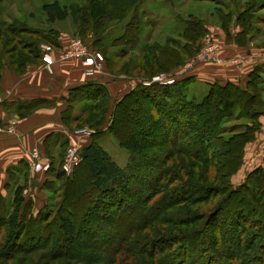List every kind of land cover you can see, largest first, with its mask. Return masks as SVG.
Returning <instances> with one entry per match:
<instances>
[{"label": "trees", "instance_id": "trees-1", "mask_svg": "<svg viewBox=\"0 0 264 264\" xmlns=\"http://www.w3.org/2000/svg\"><path fill=\"white\" fill-rule=\"evenodd\" d=\"M2 1L0 0V3ZM126 1L134 4L144 0ZM94 2L98 1L93 0ZM43 9L51 20L54 19V15L61 20L68 16L67 10L58 0L45 3ZM247 10H244L235 20L238 26L246 29L249 28L252 20L250 13L244 15ZM92 16L93 13L87 14L89 20ZM1 17L0 10V70L3 67H9L18 73H24L29 64L43 61L41 43L44 42L24 40L19 36L23 33L40 34L31 32L20 19L8 24ZM181 22L182 35L186 42L179 50L175 48L173 51L169 49L164 51L158 45L145 47L142 58L138 60V66L146 74H148L149 66L151 72H154V65L162 63V58L164 62H168L167 71H170L181 64L183 57L197 52V41L206 31L204 23L193 15L183 18ZM137 30L138 26L135 24L133 28H130L129 33L137 34ZM243 32V30L237 32L235 40H239L237 37ZM41 38L55 48H61L60 38L57 35L55 37L41 36ZM95 43L96 39L93 40L92 45L96 46L97 43ZM169 47L172 46L169 45ZM158 50L162 55L156 53ZM263 72L264 62H261L255 64L249 71L244 85L232 81L208 83V93L201 101L186 94V85L196 80L192 75L176 78L170 74L167 77L173 78L171 82L151 81L146 84L143 83L145 78L138 81L115 102L112 108L114 124L117 122L116 116L122 111L132 119L128 129L129 134H126L127 138L117 136V132L114 131L115 126L111 125L110 121L106 129V131L110 130L111 134L128 150L127 166H119L99 143L102 136L100 133L104 130L98 127L104 122L103 117L107 112L110 97L106 85L91 79L69 90L67 98L69 108L63 119L68 124L69 113H73L72 110L76 106H79L80 111L78 114H72V122L75 124L86 118L87 113L98 110L97 116L98 113L100 116H94L95 125L93 126L98 129L95 134L90 135V143L81 146L82 161L74 167L71 174L68 175L63 169L64 157L59 163L52 162L47 172H52L56 177H66L67 181L62 183L63 186L67 183L74 186L69 195L73 202L84 197L86 193L91 195L84 188L85 182L82 180V172H84L86 176L89 175L92 185L90 189L96 195L89 196L91 200L96 201L97 204H103L106 208L109 205L123 204L119 208L120 211H127L125 208L127 205L130 210L132 209V204H128L132 202L125 201L127 192L130 193L129 190L132 189L130 186L132 177H136L141 172L139 169L144 166L143 161L146 157L144 155L148 154L149 147H154V143L148 147L136 137L143 127L142 114H146L143 103L151 104L154 110L157 108L164 110L167 105L166 110L162 111L160 122L164 134L168 139L170 138L171 148L167 152L168 155L165 154L159 158L158 162H161L162 166L157 173L146 172V175L144 173L143 176L137 177L144 185L141 190L143 192L139 227L147 229V232L141 234L139 233L141 228L136 229L138 228L136 227L132 233L128 231L122 234L115 241V245L113 244L112 256L102 264H244L249 260L251 264L264 262V239L259 236L256 223L259 219L258 214L261 213L259 220L264 225V207L261 202L264 197V168L256 166L240 183L236 185L230 183V173L242 164L244 146L254 139L255 132L259 128L258 119L260 115H264V110L255 108L258 95L256 89L263 78ZM171 94L174 100L169 104ZM22 105L25 108L22 116L28 115L35 106H38L36 103L33 105L32 102ZM184 111L188 115H186L184 126L180 127L181 118L178 117V113L182 112L184 115ZM93 115L94 113L91 117ZM239 118L245 121L228 128L223 126L226 121ZM198 119L201 122L199 124H197ZM188 130L196 131L193 134H195L197 145L186 142V138L192 136V132L189 134ZM67 145L68 140H64L62 147L65 148ZM175 154L188 155L192 159L191 168L178 165V169L182 168V171L170 170L171 174L166 177L169 170L166 169V165ZM149 160L148 158L147 161ZM215 162H217L216 166ZM19 173L21 174V171H11L5 184L6 186L16 182L12 209H9L7 205V196L0 190V225L8 226L5 248L0 250L2 256L7 246L15 244L16 240L19 239L20 243L37 238L35 230L40 224L37 220L40 219L41 222L48 220L53 213L49 211L46 204L40 209L39 218L32 215L27 218L26 209L30 201L26 199L24 186L27 181L31 183V179L29 170H25L24 175L27 181L19 183ZM172 182L175 184L174 187L166 189V186ZM242 191L248 194L247 200L241 195ZM217 194L220 195L215 199ZM89 197L87 201L90 200ZM98 197L101 202L97 201ZM86 198L87 196L84 199ZM201 203H209L210 206L206 211H195L191 208L194 204ZM56 218L57 237L49 241L51 247L56 248L52 251V260L65 257L79 259L73 254L74 250L78 249V244L73 241L76 232L73 215L65 213L62 209L56 214ZM219 221L224 222L226 226L220 227ZM233 246L234 249H232ZM121 254H124L122 261L121 256L119 257ZM13 257L14 255L9 256V258ZM85 257L82 258L86 264L101 260V258L93 260Z\"/></svg>", "mask_w": 264, "mask_h": 264}, {"label": "rangeland", "instance_id": "rangeland-1", "mask_svg": "<svg viewBox=\"0 0 264 264\" xmlns=\"http://www.w3.org/2000/svg\"><path fill=\"white\" fill-rule=\"evenodd\" d=\"M52 1L55 0H3L0 3V10L2 12L1 18L8 24L16 19H20L31 32H38L40 35H36V33H23L19 36L24 40L31 39L44 42L41 43V47L44 44H49L46 43L45 39L41 38V36L55 37L57 35L59 38H69V42L73 39H80L93 50H98L103 54L104 63L97 72L103 77H111L117 81L121 79H138V81H141L143 78L152 80L153 78L161 76L168 78V75L177 71H182L189 62L196 58L202 46V41L205 39L210 40V42L217 46L216 58L218 59L221 58L219 55L221 47L225 46L227 43H234L238 47L253 49L257 57L262 59L258 63L264 62V0H144L134 4L133 2L129 3V1L125 2V0H96L98 2L94 3L93 0H58L61 6L68 12V16L62 20L58 19L56 15H54V19L51 20L46 11H44L43 5ZM246 9L248 10L245 11L246 14L244 15L250 13L252 16L248 29L238 26L235 21L237 16ZM89 12L93 13L90 20L87 17ZM189 15L196 16L198 19L202 20L206 27V31L197 41V52L193 55L183 57L181 64L170 71H167L168 68L166 65H168V62H164L165 60L162 58V63H159L157 66L154 65V72H151L149 66V68H147L148 74H146L138 66V60L142 58L145 47L158 45V47H162L164 51L168 49L173 51L175 48L179 50L182 44L186 42V39L182 35L183 25L181 21ZM135 24L138 26L137 34L132 35L129 31ZM241 30L244 32L237 37L239 40L236 39V41L235 35ZM95 39L97 45L93 46V40ZM69 42L67 44H69ZM169 45L172 47H169ZM156 53L161 54V51L158 50ZM211 62L217 63L215 60ZM192 63L191 66L196 62ZM241 63L242 61L238 58L236 62H231L229 64H231L230 66L234 65L233 67H239ZM262 75L263 78L258 84V89H256L258 95L255 105V108L260 111L264 110V72ZM208 83L197 80L191 81L185 87L187 96L201 101L208 93ZM172 95L173 94H171L169 104L173 103L174 97ZM120 98L121 96L117 95L115 98L109 97L108 99L107 112L103 117L105 118L104 122L98 127L104 130L100 133L102 136L99 139V143L119 166H127L129 159L128 150L111 134L110 130L106 131L108 124L111 122V125L115 126L114 131L117 132V136L127 138L126 134L131 126L132 119L126 116V113L122 111L117 116L115 115L117 122L114 124L112 121L114 118L112 108L115 102ZM143 107L146 112V114H142L143 127L136 137L138 140L146 143L148 147L150 144L154 143V147H149L147 151L148 154L144 155L146 156L143 161L145 162L144 166H141V169H139L141 172L138 175L136 174V177H132L130 184L132 189L129 190L130 193L127 192V198L125 199L127 202H132L128 203L130 205L132 204V209L130 210V207L127 205L125 206L127 211H120L119 208L122 207L123 204L119 206L109 205L106 208L103 204H97L96 201L91 200L89 196L92 197L96 195L92 192V189H90L92 185L89 175L86 176L84 172H82V180L85 182L84 188L88 190L91 195H87L86 193V199H84L85 196H82V198L75 202L71 201L69 198L74 186H71L70 183L63 186L62 183H66L67 178L64 176V178L61 176L56 177L52 172H47L48 168H44L45 165L38 168L41 170L45 169V174L41 176L40 182L36 185L27 181L24 173H19L18 182L23 183L27 181L24 186L26 199L30 201L29 207L26 209L28 216L25 214L27 218H29L30 215L38 216L39 218V211L46 204L48 205L49 211L53 213L48 217V220H43L42 222L40 219L37 220V222L40 223L36 226L37 229L35 230L37 238L28 241L25 240L20 243L18 239L15 244L7 246L5 251L2 252L3 256L0 252L2 256H0V264H86L83 262L84 259L82 258L85 257V255H88L85 257L87 259L94 260L101 258L98 262H93L91 264H102L108 261L107 259L112 256L113 244L115 245V241L118 237L122 236V234L124 235L128 231L132 233L136 227H138L136 229L142 227H139L141 224L139 211H141L140 204L142 203L141 194L143 191L141 190L144 185L141 179L137 177L143 176L144 173L146 175V172H148V174L157 173L159 167L162 166L161 162H158L159 158L167 154L171 148L169 144L170 138L168 139L166 134H164L162 123L160 122L161 114L166 110L167 105L164 107V110L158 108L154 110L152 105L147 103H143ZM79 111L80 108L77 107L73 113H69V127L73 130L88 128L92 130L90 135L93 133L95 134L98 128L93 126L95 125V117L97 116L98 110L87 113L86 118L84 117L81 122L75 124L72 122V114H78ZM92 113H94V115L91 117ZM186 115L188 114L185 113L183 115L182 112L180 114L178 113V117L181 118L180 127L184 126ZM98 116H100L99 113ZM244 121V119L240 118L231 119L226 121L223 126L228 128ZM258 121L259 128L255 132L254 139L247 142L244 146L242 164L234 168V171L230 173V183L232 185H236L244 180L248 172L256 166H262L264 168V115H260ZM199 123H201L200 119L197 120V124ZM8 130L11 131L10 128ZM188 131L189 134L192 132V136L191 138H186V142H193L197 145L194 138L195 134H193L196 131ZM156 144H158V146H156ZM68 146L69 144L61 149L60 157L56 163H59L61 158L63 159ZM259 153H261L259 162L254 164L252 156ZM35 154H37V152ZM148 158L150 159L149 161H147ZM191 162L192 159L188 155L175 154L166 165V169H169L166 177L170 175L173 170L182 171V168L178 169V165L191 168ZM34 164L35 163H32L31 165L36 169ZM214 164L216 166L217 162ZM67 174L69 175V173ZM174 185V182H172L165 186L166 189H171ZM15 188L16 182L4 187L0 185V190L7 196L6 202L9 209H12ZM219 195L220 194H217L215 199H217ZM241 195L245 196V200L248 199V194L245 192L242 191ZM88 197L90 200L87 201ZM65 198L68 199V201ZM215 199L212 201L213 203ZM100 200V197H98L97 201L101 202ZM261 202L264 207V197ZM62 205L63 207L60 208ZM209 206V203H201L194 204L191 208L195 211H206ZM62 209L65 213H69L74 217L76 232L73 241L75 244H78V249H75L73 254L74 256H78L77 258L79 259L77 260L66 259V257L52 260L51 257V255H53L52 251L56 248L53 249L49 241H51V238L54 240V238L57 237L56 224L58 223L56 214ZM260 214H258L259 219L261 217ZM259 219L256 221L257 229L259 236L264 239V225ZM24 221L25 218L23 219V222ZM219 223L220 227L226 226V224H223L224 222L219 221ZM7 227L8 226L5 224L0 225V250L5 248L4 245L8 231ZM146 232L147 229L145 228H141L139 231L141 234ZM219 232L221 233V230ZM232 249H234V246ZM12 255H14V257L9 258V256ZM123 255L124 254L119 255V257L121 256V261ZM251 263L252 262L249 260L244 264ZM262 264H264V262Z\"/></svg>", "mask_w": 264, "mask_h": 264}, {"label": "crops", "instance_id": "crops-1", "mask_svg": "<svg viewBox=\"0 0 264 264\" xmlns=\"http://www.w3.org/2000/svg\"><path fill=\"white\" fill-rule=\"evenodd\" d=\"M222 38V37H221ZM69 38L61 37V48L52 53L55 62L48 66L42 60L27 66L24 73H18L9 67L0 70V185L5 186L11 171L29 170L32 184H38L45 169H34L38 154V162L42 165L56 163L60 157L62 142L68 140L80 146L90 143V136L74 134L64 121L63 116L69 108L67 98L69 90L83 84L87 80H97L106 85L111 98L122 96L128 92L138 79L119 81L111 77L96 74L86 78L84 68L77 59H59V50L63 49ZM221 61H196L190 68L174 72L176 78L192 75L197 81L204 83L232 81L244 84L249 71L262 60L253 49L238 47L227 43L221 47ZM240 56V57H237ZM239 58V67L230 66L231 59ZM117 100V99H116ZM32 102L38 106L26 116H22L23 103ZM79 107L76 106L72 111ZM107 121V120H106ZM11 129L8 130V129ZM252 148V146H251ZM249 148V149H251ZM261 153L252 156L254 164L259 162ZM62 159V158H61ZM264 165V164H263ZM47 169V168H46Z\"/></svg>", "mask_w": 264, "mask_h": 264}, {"label": "built area", "instance_id": "built-area-1", "mask_svg": "<svg viewBox=\"0 0 264 264\" xmlns=\"http://www.w3.org/2000/svg\"><path fill=\"white\" fill-rule=\"evenodd\" d=\"M42 53H43V61L46 65L50 66L55 62V58L52 56V53L57 49L49 44L42 45ZM217 57V46L210 42V40H203L200 51L198 52L196 58H194L191 62L186 65V69H188L193 63L196 61H221V59ZM68 58L77 59L81 66L84 68V75L86 78H93L96 76L97 72L101 69L102 64L104 63V56L98 50H93L90 46L84 44L80 39H73L66 45L63 49L59 50V59L65 60ZM237 59H231V62H236ZM173 78H166L165 76L156 77L152 80H145L143 83H150L151 81H161V82H171ZM92 130L88 128L75 130L74 134L78 136H88ZM34 158L36 161L35 167L36 169L41 168L42 164L38 162V154H34ZM82 161L81 157V146L76 142H70L67 148V152L64 156L63 160V169L70 173L75 166H77ZM46 165L44 168H48Z\"/></svg>", "mask_w": 264, "mask_h": 264}]
</instances>
